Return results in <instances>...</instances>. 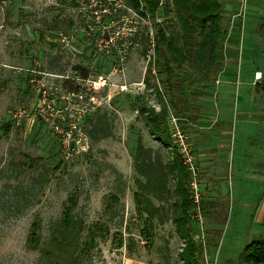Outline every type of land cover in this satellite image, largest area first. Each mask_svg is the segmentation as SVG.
<instances>
[{"label": "rangeland", "instance_id": "rangeland-1", "mask_svg": "<svg viewBox=\"0 0 264 264\" xmlns=\"http://www.w3.org/2000/svg\"><path fill=\"white\" fill-rule=\"evenodd\" d=\"M220 1L227 31L238 2ZM244 15L242 35L225 34L222 69L228 62L235 74L218 75L219 99L213 98L214 88L199 98L200 114L213 115L212 126L226 119L233 126H254L249 93L264 91L254 28L264 18V0H247ZM172 16L160 5L159 24ZM152 33L151 22L128 0H0V264H55L42 249L63 208L71 205L70 196L76 200L73 214L84 226L76 264H184L179 254L185 242L171 221L174 197L167 194L159 201L143 191L139 183L145 178L135 163L138 143L152 161L164 162L176 150L170 136V147L154 140L139 109L160 110L150 65ZM98 78L106 85L88 91ZM228 79L236 81L228 87L230 100L221 98L226 86L218 84ZM213 103L215 109L207 110ZM170 115L175 116L168 109V133ZM183 120L180 127L193 151L192 123ZM93 126H102L107 135L95 131L91 136ZM236 181L234 176L221 180L222 191L236 190ZM172 188L169 180L167 189ZM141 194L160 206L155 217L139 210ZM203 197L214 198L215 209L206 203L209 216L201 223L196 217L204 215L201 197L199 212L191 202L190 236L201 246L203 264H241L245 245L264 238V229L255 230L252 211L229 203L226 195ZM251 198L240 197L242 204ZM32 223L39 226L37 248L29 245Z\"/></svg>", "mask_w": 264, "mask_h": 264}, {"label": "trees", "instance_id": "trees-1", "mask_svg": "<svg viewBox=\"0 0 264 264\" xmlns=\"http://www.w3.org/2000/svg\"><path fill=\"white\" fill-rule=\"evenodd\" d=\"M128 5L135 13L147 18L153 30L151 38L154 46L150 65L158 83L160 110L146 109L144 105L139 109L142 115L146 114L149 134L164 147H170L169 133L164 124L167 110L185 119L184 124L194 123L201 115L199 98L213 90L214 82L222 72L226 34L222 21L226 9L220 0H128ZM160 5L165 14L173 13L165 25L157 22ZM151 71L148 66L147 73L151 74ZM90 132L93 137L94 132L107 135L102 126H93ZM135 163L145 178L142 184L139 183L143 191L159 201L167 194L174 197L171 221L176 233L185 242V248L179 254L180 259L184 264H203L201 246L194 244L190 238L194 232L189 195L190 175L182 164L180 154L173 149L171 158H166L164 162L158 159L152 161L149 150L138 143ZM169 180L173 182L171 191L167 189ZM68 201L71 205L63 208L62 217L50 228L42 249L46 257L54 259L55 264H76L77 245L84 229L72 211L76 200L70 196ZM159 208L151 204L145 195L139 210L149 219L157 215ZM202 208L205 212L204 205ZM38 229L39 226L32 223L29 236L32 248H37L40 243ZM127 249L130 251L129 243ZM240 262L264 264V238L248 242L240 255Z\"/></svg>", "mask_w": 264, "mask_h": 264}, {"label": "crops", "instance_id": "crops-1", "mask_svg": "<svg viewBox=\"0 0 264 264\" xmlns=\"http://www.w3.org/2000/svg\"><path fill=\"white\" fill-rule=\"evenodd\" d=\"M263 26L264 18H261L257 22L254 32L256 42L259 44L257 48L261 52L260 60L264 64ZM237 35L240 37V34ZM224 63L221 74L226 76L235 74V70L228 65L229 63ZM257 74L261 75L259 71H255V77ZM253 81L254 79L248 81L247 84H252ZM218 84L226 86L221 98L230 100L232 96L228 97V95H232V93L229 94L228 90L236 85V81L228 79L220 82L218 80ZM216 87L217 84L214 86L213 98L217 100L219 99V92ZM249 95L254 100V126H233L228 119L217 121L215 124L217 126H212L210 121L213 119V115L201 114L189 127L188 134L195 155L199 181L201 182L199 183L202 186L201 202L204 206L207 203L206 207L210 208H207L204 215H201L202 218L205 215V217L209 216L208 209L210 211L215 209L213 206L214 198H207L206 200L203 195H217L219 197L226 195L229 203L236 201L241 207H246L252 211L249 218L258 226L255 230L260 232L264 229V124L261 126L264 123V91L259 92L255 89ZM207 107H209L207 110L212 111L215 109V103L211 106L207 105ZM245 113L241 114L244 119L247 118ZM213 120L215 121V119ZM257 122L260 123L257 125ZM233 176L237 179L236 190L233 188L232 191L228 190L226 194L222 191L220 182ZM241 196H253L254 199L251 198L248 203L242 204ZM202 198H205V201Z\"/></svg>", "mask_w": 264, "mask_h": 264}, {"label": "built area", "instance_id": "built-area-1", "mask_svg": "<svg viewBox=\"0 0 264 264\" xmlns=\"http://www.w3.org/2000/svg\"><path fill=\"white\" fill-rule=\"evenodd\" d=\"M238 2V9L231 14V22L230 25L228 26V29L226 31V35H232L233 33L236 34H242V29H243V20H244V10L247 5V0H237ZM236 22V30L234 32L233 30V22ZM91 87L88 88V91L90 89L93 90H98L99 87H102L106 85V80L102 78H98L95 81H92ZM89 84V85H90ZM182 119L179 117H176L174 115H170L168 118V126H169V136L173 140V145L176 148L177 152L180 154L181 160L183 165L186 167V170L188 171L190 175V180H189V191L190 195L192 198V202L194 206L197 208L198 212L200 210V197H201V192L199 191V180L198 178V169L197 165L195 163L193 151L191 149L188 136L187 134L182 130L180 127V121ZM196 217L199 219L198 221L202 223V216L199 213L196 215Z\"/></svg>", "mask_w": 264, "mask_h": 264}, {"label": "clouds", "instance_id": "clouds-1", "mask_svg": "<svg viewBox=\"0 0 264 264\" xmlns=\"http://www.w3.org/2000/svg\"><path fill=\"white\" fill-rule=\"evenodd\" d=\"M257 79H259V74H257Z\"/></svg>", "mask_w": 264, "mask_h": 264}]
</instances>
